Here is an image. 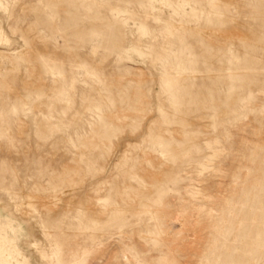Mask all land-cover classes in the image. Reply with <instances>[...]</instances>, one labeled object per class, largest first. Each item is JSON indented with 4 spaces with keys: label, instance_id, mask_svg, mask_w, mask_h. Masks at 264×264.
Segmentation results:
<instances>
[{
    "label": "rangeland",
    "instance_id": "374dc122",
    "mask_svg": "<svg viewBox=\"0 0 264 264\" xmlns=\"http://www.w3.org/2000/svg\"><path fill=\"white\" fill-rule=\"evenodd\" d=\"M0 30L32 264H264V0H0Z\"/></svg>",
    "mask_w": 264,
    "mask_h": 264
},
{
    "label": "bare ground",
    "instance_id": "6f19581e",
    "mask_svg": "<svg viewBox=\"0 0 264 264\" xmlns=\"http://www.w3.org/2000/svg\"><path fill=\"white\" fill-rule=\"evenodd\" d=\"M9 42L0 30V44ZM11 224L0 221V264H32L30 259L20 250L16 240L10 236Z\"/></svg>",
    "mask_w": 264,
    "mask_h": 264
}]
</instances>
